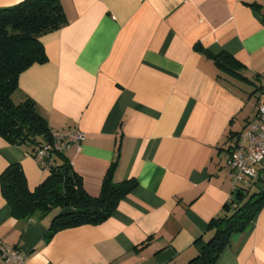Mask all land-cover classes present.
Segmentation results:
<instances>
[{"label": "crops", "instance_id": "0c3cea01", "mask_svg": "<svg viewBox=\"0 0 264 264\" xmlns=\"http://www.w3.org/2000/svg\"><path fill=\"white\" fill-rule=\"evenodd\" d=\"M61 3L68 24L41 37L48 61L21 74L15 99H32L53 132L85 134L63 155L90 196L114 164L115 182L138 185L104 223L46 241L60 211L16 219L0 180V246L27 264H189L235 197L231 152L264 91V0ZM196 45L230 53L250 81L221 73ZM11 164L31 191L50 175L29 147L0 137V177ZM215 264H264V207Z\"/></svg>", "mask_w": 264, "mask_h": 264}, {"label": "trees", "instance_id": "16d2710c", "mask_svg": "<svg viewBox=\"0 0 264 264\" xmlns=\"http://www.w3.org/2000/svg\"><path fill=\"white\" fill-rule=\"evenodd\" d=\"M253 6L260 9L258 4ZM67 24L61 0H23L0 8V137L11 145L29 147L35 156L45 145L53 144L54 132L32 99L17 102L15 94L19 91L21 74L34 64L48 61L41 37ZM196 50L212 59L221 73L250 81L244 75L245 66L230 53L215 55L201 45H196ZM50 156H54L55 165L34 191L29 189L20 164L9 165L0 177L3 196L16 219L28 220L38 213L60 211L46 241L66 229L104 223L138 185L135 179L115 182L114 164L104 179L100 196L92 197L63 152L52 151ZM263 207L264 161L255 179L235 187V197L225 206L223 215L209 224L212 236L201 240L199 253L189 264H215L232 237L247 232Z\"/></svg>", "mask_w": 264, "mask_h": 264}, {"label": "built area", "instance_id": "2783aa9c", "mask_svg": "<svg viewBox=\"0 0 264 264\" xmlns=\"http://www.w3.org/2000/svg\"><path fill=\"white\" fill-rule=\"evenodd\" d=\"M85 134L80 130L54 132L53 144L38 150L36 157L43 169L49 170L55 165L52 151L63 152L75 144L81 143ZM264 161V93L257 102V117L241 132L233 145L229 167L235 187L247 184L257 177L258 168ZM3 264H27V255L17 247L0 246Z\"/></svg>", "mask_w": 264, "mask_h": 264}]
</instances>
